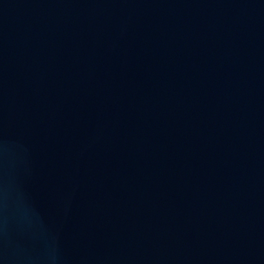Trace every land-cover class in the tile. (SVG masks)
Masks as SVG:
<instances>
[{"label":"water","instance_id":"95a60500","mask_svg":"<svg viewBox=\"0 0 264 264\" xmlns=\"http://www.w3.org/2000/svg\"><path fill=\"white\" fill-rule=\"evenodd\" d=\"M0 264H264V0H0Z\"/></svg>","mask_w":264,"mask_h":264}]
</instances>
